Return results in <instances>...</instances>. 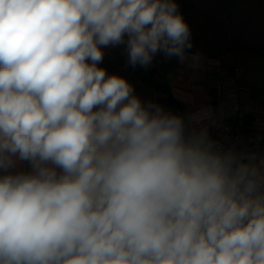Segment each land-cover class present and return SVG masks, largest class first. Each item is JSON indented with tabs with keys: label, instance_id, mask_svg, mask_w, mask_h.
I'll return each mask as SVG.
<instances>
[{
	"label": "clouds",
	"instance_id": "clouds-1",
	"mask_svg": "<svg viewBox=\"0 0 264 264\" xmlns=\"http://www.w3.org/2000/svg\"><path fill=\"white\" fill-rule=\"evenodd\" d=\"M125 34L191 47L173 0H0V264H264V170L106 76Z\"/></svg>",
	"mask_w": 264,
	"mask_h": 264
},
{
	"label": "crops",
	"instance_id": "crops-1",
	"mask_svg": "<svg viewBox=\"0 0 264 264\" xmlns=\"http://www.w3.org/2000/svg\"><path fill=\"white\" fill-rule=\"evenodd\" d=\"M173 2L190 30L191 47L184 49L183 60L158 51L147 67L133 66L129 62L125 34L123 43L98 46L103 59L97 67L104 69L106 76L125 79L133 89L132 95L145 107L159 106L171 114L173 103L170 101L174 100L184 113L188 135L193 132L207 135L214 113L209 93L215 67L222 64L226 76L224 108L229 113L247 114L256 135L264 143V0ZM252 49H261L263 54ZM150 72L165 87V92L143 82ZM248 162L264 170V155L249 153L245 159ZM32 171L30 162L17 159L9 173ZM4 174L8 173L0 172V176Z\"/></svg>",
	"mask_w": 264,
	"mask_h": 264
},
{
	"label": "built area",
	"instance_id": "built-area-1",
	"mask_svg": "<svg viewBox=\"0 0 264 264\" xmlns=\"http://www.w3.org/2000/svg\"><path fill=\"white\" fill-rule=\"evenodd\" d=\"M237 72L238 68H234ZM225 74L222 68L218 69L211 90V102L215 111L213 121L207 133L209 140L214 142L217 149L234 153L242 162H245L249 153L264 155V143L256 135L247 114H221L220 106L224 97ZM177 109V108H176ZM220 111V112H219ZM179 114V109L176 111ZM183 119L182 116H179ZM184 121V119H183ZM186 136L188 133L186 132Z\"/></svg>",
	"mask_w": 264,
	"mask_h": 264
},
{
	"label": "rangeland",
	"instance_id": "rangeland-1",
	"mask_svg": "<svg viewBox=\"0 0 264 264\" xmlns=\"http://www.w3.org/2000/svg\"><path fill=\"white\" fill-rule=\"evenodd\" d=\"M225 49H227V48H225ZM220 68H222L223 69V71H224V74H225V70H224V66L222 65V64H218L216 67H215V74H216V72H217V70L218 69H220ZM215 74H214V78H215ZM146 75V74H145ZM149 76V78L154 82V83H157V84H159L157 81H155L156 80V76H155V74L153 73L152 75H151V72L149 73V74H147L146 75V77H148ZM225 82H226V76H225ZM213 83H214V80H213ZM213 83H212V86H211V90H212V87H213ZM225 91H226V83H225V87H224V97H223V101H222V104H221V108H220V111H222L221 112V114H224L225 116L226 115H228L229 114V112H227L226 111V109L224 108V104H225ZM209 95H210V98H211V91H210V93H209ZM211 106H212V109H213V112L215 111V108L213 107V105H212V102H211ZM171 107H172V110H170L169 112L172 114V115H175V116H182L183 117V119H184V124L186 123V118H185V116H184V113H183V111L181 110V108L178 106V105H176V104H174L173 103V105H171ZM177 108V109H176ZM179 109V114L177 115V110ZM219 111V112H220ZM212 121H213V115H212V118H211V122H210V125H209V128H208V131H209V129H210V127H211V124H212ZM207 131V132H208Z\"/></svg>",
	"mask_w": 264,
	"mask_h": 264
},
{
	"label": "trees",
	"instance_id": "trees-1",
	"mask_svg": "<svg viewBox=\"0 0 264 264\" xmlns=\"http://www.w3.org/2000/svg\"><path fill=\"white\" fill-rule=\"evenodd\" d=\"M249 49V48H248ZM256 52H258L259 54H263V51L261 49H252ZM149 74V73H148ZM143 82H145L147 85H152L154 86L156 89L158 90H161L162 92H165V87L163 85H160V84H157V83H154L150 78L149 76L148 77H144L143 78ZM170 102L174 103L175 101L174 100H171Z\"/></svg>",
	"mask_w": 264,
	"mask_h": 264
}]
</instances>
